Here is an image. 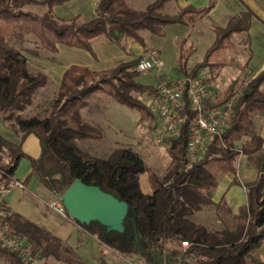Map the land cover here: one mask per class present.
I'll return each mask as SVG.
<instances>
[{
    "label": "trees",
    "instance_id": "trees-1",
    "mask_svg": "<svg viewBox=\"0 0 264 264\" xmlns=\"http://www.w3.org/2000/svg\"><path fill=\"white\" fill-rule=\"evenodd\" d=\"M66 1L0 0V122H5L11 132L0 131V193L15 183V171L26 155L22 143L34 133L42 150L38 157L29 158L31 168L25 183L35 176L54 194L62 195L79 178L128 202L122 230L97 219L88 223L77 220L82 233L95 235L100 244L124 252L141 264H264V259L255 253L264 242V139L258 123L264 117V68L252 76L237 98L229 126L222 133L209 136L195 161L188 158L189 129L184 123L180 134L165 141L170 159L165 169L158 172L129 146H117L102 156L80 143L104 136L103 129L86 121L81 113L95 92H104L137 109L141 120L148 118L152 124L154 114L148 99L158 89L155 84L138 79L140 71L136 64L140 55L101 68L72 63L63 71L56 93L36 104L35 111L26 112L49 76L43 70L33 69L28 56L9 41V38L21 41L32 34L35 36L32 43L47 51L57 52L59 44H64L84 48L95 57L93 43L97 36H105L123 47L122 43L127 41L147 48L145 31L163 36L171 23L194 28L210 13L216 0L203 5L191 3L173 12L167 10V4L173 0H151L141 8L130 0H98L97 14L91 19L81 14L57 16L53 7ZM253 15L251 8H243L230 15L226 25H217L204 58L192 65L189 58L195 46L187 45L188 36H184L174 66L178 74H194L209 67L212 78L217 76L234 62V57L222 56L224 50L235 47L234 34L244 33L240 41L244 45L250 42ZM244 78L233 77L224 88L217 89L215 103L229 98ZM241 155L257 168L258 175L243 182L247 201L237 213H232L226 204L214 201L213 192L227 171L234 172V181L241 183L236 174ZM142 173L148 174L150 192L142 189ZM206 205H214L217 210L223 208L230 221L224 220L222 214L219 219L224 227L216 228L194 219L193 215ZM4 206L7 230L25 238L30 251L43 264H49L50 256L70 264L85 262L68 239L13 210L6 202ZM185 239L190 241L188 247L182 245ZM82 241L80 237L79 242ZM193 255L195 259L186 261L187 256ZM0 258L7 264H31L1 242ZM102 264L106 262L103 260Z\"/></svg>",
    "mask_w": 264,
    "mask_h": 264
},
{
    "label": "rangeland",
    "instance_id": "rangeland-1",
    "mask_svg": "<svg viewBox=\"0 0 264 264\" xmlns=\"http://www.w3.org/2000/svg\"><path fill=\"white\" fill-rule=\"evenodd\" d=\"M150 1L130 0L131 4L140 8ZM243 3V0H216V9L202 18L194 28L182 23H171L167 25L166 34L163 36L145 31L147 48L143 45L141 46V44L138 45L139 43L127 41L122 43L125 44V47H123L120 43L109 41L105 36H97L94 38L93 43L97 53L96 57L84 48L64 44H59L57 52L47 51L40 45L32 43L35 40V36L32 34H28L21 41L9 38L11 43L18 46L28 56L33 69L43 70L49 76L48 83L37 91L34 97V104L28 107L26 112L35 111L36 104L45 102L56 93L63 71L72 63L87 64L93 68H101L115 65L121 60L137 57L140 54H147L151 49L156 48L166 61L164 72L176 75L178 72L174 66L177 63L182 38L188 36L187 45L193 43L195 46V51L189 58V64L192 65L204 58L208 47L214 40L215 27L220 25L221 17L228 13L231 14L232 10L237 7L241 9L248 8ZM30 7L37 10L40 9L38 6L31 5ZM179 7L181 6L178 0H173L167 4V10L170 12L175 11ZM244 36V33L234 34L235 47L223 51L222 56L227 58L234 57V62L225 66L212 79L215 89H222L230 82L231 78L236 76L246 77L248 70H253V68L249 67L250 58L253 56L254 51L256 56H259L260 48L257 42H255L257 47L251 42L244 45L240 41ZM24 45H26V49H24ZM254 64H258V62L255 60ZM157 78V73L152 70L140 71L138 75L140 81L150 84H155ZM81 113L86 121L98 124L104 132L102 138L80 140L81 145L102 156L109 154L117 146H129L138 151L145 161L158 172H162L165 169L170 159L168 145L166 142L159 143L153 139L150 121L148 118L141 120V113L137 109L117 101L104 92H95L89 104L81 110ZM262 118L258 119L259 124ZM241 159L240 157L237 159V164H240ZM20 162L16 176L23 178L29 169L30 161L23 157ZM141 184L145 192L151 191L147 173L141 174ZM31 187L36 188L33 184ZM222 214L224 220L230 221L229 214L224 213L223 208H218L217 210L214 205H206L203 209L197 211L193 218L212 227L222 228L224 227V222H222L221 218L219 219ZM77 235H80V233L76 234V237ZM76 237H74V243L73 241L70 242L76 246L78 253L85 259L83 264H102L103 260L106 264H125L122 257L115 254L105 245L100 244L92 235L84 233L83 242L78 244L76 243ZM48 263L53 264L52 262ZM0 264L7 263L0 258ZM55 264L70 263L56 260Z\"/></svg>",
    "mask_w": 264,
    "mask_h": 264
},
{
    "label": "built area",
    "instance_id": "built-area-1",
    "mask_svg": "<svg viewBox=\"0 0 264 264\" xmlns=\"http://www.w3.org/2000/svg\"><path fill=\"white\" fill-rule=\"evenodd\" d=\"M166 61L156 49L147 54H140L136 64L138 71L152 70L157 73L155 83L158 92L148 99V106L154 114L150 130L156 142H165L181 133L182 126L187 123L189 139L187 154L190 161H195L204 149L210 135L222 133L230 124L234 113V104L242 93L252 75H247L235 92L223 103H215L217 89L213 87L212 75L209 67H202L194 74H166L164 73ZM23 186L19 180L15 181ZM7 190V189H6ZM4 193H0V242L7 247L18 251L25 256L31 264H43L36 253H32L23 237L10 233L7 230L5 216L7 209L4 206ZM57 212L72 217L63 203L62 195L47 202ZM183 247L190 245L189 240L182 241ZM108 248L122 257L125 264H140L124 252ZM196 256H187L186 261L191 262ZM176 264H181L180 262Z\"/></svg>",
    "mask_w": 264,
    "mask_h": 264
},
{
    "label": "crops",
    "instance_id": "crops-1",
    "mask_svg": "<svg viewBox=\"0 0 264 264\" xmlns=\"http://www.w3.org/2000/svg\"><path fill=\"white\" fill-rule=\"evenodd\" d=\"M207 1L208 0H178V3L182 7L191 3L195 5H203ZM243 2L244 5H247L248 8H251L254 11V15L251 20V26L249 29L250 42L251 44H254V46H256L255 42H257V45L260 48L259 56H256L254 51L253 56L250 58L251 63L249 67L253 68V70H248V74L254 76L264 68V0H243ZM97 3L98 0H68L65 3L55 5L53 7V10L57 16L64 18L71 17L76 14H81L84 18L91 19L94 18L97 14ZM216 7L217 5L211 9L210 13L213 12ZM240 10L241 8L237 7L236 9L232 10L231 14H225L224 17H221L220 25H226L229 16L237 13ZM255 60L258 62V64H254ZM0 131L11 134L5 122H1ZM260 132L264 139V117L260 122ZM12 136L17 139L16 135ZM22 148L26 154L24 157H26V159H28L29 161L30 157H38L41 154L42 150L39 137L34 133L27 135L22 143ZM239 157L242 158V161L240 162V164H237L238 169L236 174L237 177L241 180V183L234 181V172L227 171L222 175L217 187L213 192L214 201L224 202L230 208L232 213H237L241 205H243L247 201L246 188L243 185V182L253 180L258 175L257 168L248 164L245 155H241ZM20 163L21 162H19V165ZM30 168L31 163H29V169L27 170L26 175H24L23 178L16 176V169L13 179L14 181L19 180L20 182H22L23 186L17 184L16 182L13 183L11 187H9L4 192V201L13 210L22 213L38 224L53 231L57 235L68 239L71 242L73 241V243L75 242L74 237H76V234L80 233V235H77L76 237V243H81L79 242V239L84 235V233H82L81 231V226L75 224L69 215L61 214L47 204L48 201L56 198L58 195L54 194L45 185L40 184L35 176L32 177L28 183H25V178L29 173ZM32 184L36 188L31 187ZM86 233L92 235L96 240H98L95 235L89 232ZM255 253L258 258L264 259V242H262V244L257 248V251H255ZM56 260L59 259H56L52 256L47 259L48 262H52L53 264H55Z\"/></svg>",
    "mask_w": 264,
    "mask_h": 264
},
{
    "label": "water",
    "instance_id": "water-1",
    "mask_svg": "<svg viewBox=\"0 0 264 264\" xmlns=\"http://www.w3.org/2000/svg\"><path fill=\"white\" fill-rule=\"evenodd\" d=\"M62 198L68 212L81 222L97 219L115 229L124 228L128 202L99 185L78 178L64 191Z\"/></svg>",
    "mask_w": 264,
    "mask_h": 264
}]
</instances>
